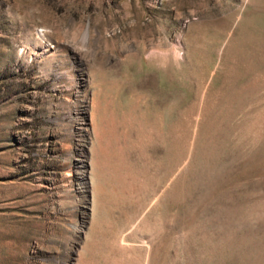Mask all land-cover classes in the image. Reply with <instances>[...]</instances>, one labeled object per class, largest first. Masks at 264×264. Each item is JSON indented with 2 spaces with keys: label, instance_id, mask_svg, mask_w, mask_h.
<instances>
[{
  "label": "rangeland",
  "instance_id": "1",
  "mask_svg": "<svg viewBox=\"0 0 264 264\" xmlns=\"http://www.w3.org/2000/svg\"><path fill=\"white\" fill-rule=\"evenodd\" d=\"M263 76L264 0H0V264H264Z\"/></svg>",
  "mask_w": 264,
  "mask_h": 264
},
{
  "label": "bare ground",
  "instance_id": "2",
  "mask_svg": "<svg viewBox=\"0 0 264 264\" xmlns=\"http://www.w3.org/2000/svg\"><path fill=\"white\" fill-rule=\"evenodd\" d=\"M51 46V45H50ZM163 60V59H162ZM264 87V76L258 77L252 83L251 92L252 93H261V89ZM264 90V89H263ZM261 101V100H259ZM263 103V101L261 102ZM260 103V105H261ZM247 130L250 134H253L256 137L261 138L264 133V110L260 111L248 124ZM264 137V136H263ZM259 142V141H258ZM261 143V142H260Z\"/></svg>",
  "mask_w": 264,
  "mask_h": 264
}]
</instances>
